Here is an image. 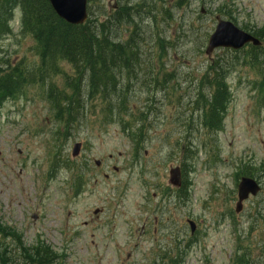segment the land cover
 <instances>
[{"label":"rangeland","instance_id":"374dc122","mask_svg":"<svg viewBox=\"0 0 264 264\" xmlns=\"http://www.w3.org/2000/svg\"><path fill=\"white\" fill-rule=\"evenodd\" d=\"M115 4H141L139 15H146L136 18L135 31L145 69L136 86L144 92L135 88L131 99L133 109L142 106L151 86L155 109L145 141L136 151L119 125L103 126L98 102L67 131L47 87H26L0 106L2 225L27 248L43 242L63 264H232L239 239L251 247V259L264 264L262 76L243 60L245 50L205 54L217 15L243 30L263 29L264 0H94L90 6L94 14L102 8L111 15ZM21 15L14 13V34L0 41V65L2 58L38 62L35 41L21 34ZM133 29L122 26L123 41ZM216 59L233 63L226 79L231 101L217 133L205 128L197 107L201 78ZM61 68L74 74L65 62ZM52 77L48 85L60 90L64 75ZM161 78L167 89L153 84ZM77 142L82 149L74 157ZM177 166L186 181L179 189L169 181ZM249 174L262 191L237 213L239 178ZM189 220L197 224L194 235ZM6 244L17 253L16 243Z\"/></svg>","mask_w":264,"mask_h":264},{"label":"trees","instance_id":"16d2710c","mask_svg":"<svg viewBox=\"0 0 264 264\" xmlns=\"http://www.w3.org/2000/svg\"><path fill=\"white\" fill-rule=\"evenodd\" d=\"M139 5L121 6L119 11L111 15L102 8L98 14H94L89 8V20L84 25L73 26L61 20L47 0H0V41L14 34L11 21L15 11L20 9L21 34L33 38L38 59L34 64H29L26 58L15 64L10 59H1L0 106L8 99L16 98L26 87L43 85L49 91L45 90L58 121L66 129L78 125L81 118L93 111L89 104L98 102L100 107L97 115L102 125H119L127 136H131L136 148L139 147L148 133L147 126L155 109L152 101L154 94L150 93L149 84V91L145 93L149 96L145 103L135 109L131 104L135 88L144 92L140 85L136 86L139 84L137 81L140 73L145 70L141 66L142 49L135 32L136 18H141ZM149 8L154 10L155 6L150 5ZM130 24L134 25V31L123 41L121 28ZM252 34L263 39L264 28ZM159 48L165 54L164 41L159 43ZM259 59L263 61L264 54L258 48L250 46L249 50H245L243 60L255 70L259 69L262 76L259 88L264 95V65L258 66ZM64 62L73 67V75L62 71L61 64ZM232 65L226 59L208 61L200 81L197 107L202 111L203 125L210 132L217 133L223 126L231 99L226 79ZM150 72L153 78L156 74ZM59 74L64 75L60 90L56 84L51 83L49 86L47 83V79ZM153 84L167 89V83L162 78ZM6 240L16 243L17 253H12ZM251 250L250 246H244L243 240L239 239L232 264H257L251 259ZM173 262L181 263L176 260ZM14 263L63 264L57 253L43 242L27 248L21 237L14 230H7L0 220V264Z\"/></svg>","mask_w":264,"mask_h":264},{"label":"water","instance_id":"95a60500","mask_svg":"<svg viewBox=\"0 0 264 264\" xmlns=\"http://www.w3.org/2000/svg\"><path fill=\"white\" fill-rule=\"evenodd\" d=\"M57 15L68 24L82 25L88 19V0H48ZM215 31L211 34L206 53L212 54L218 48H232L239 50L248 43L256 46L260 45V41L251 34L239 29L232 22L225 21L219 17ZM81 144H76L73 156H77L80 152ZM99 164V163H98ZM170 183L176 187L181 186L180 169H172L170 171ZM261 191L259 183L252 178L243 177L238 186V198L236 211L241 212L243 201L247 200L250 195L257 196ZM97 213V212H96ZM37 219V216H34ZM192 233L195 231V223L190 222Z\"/></svg>","mask_w":264,"mask_h":264}]
</instances>
